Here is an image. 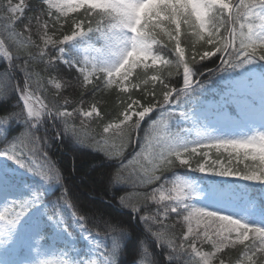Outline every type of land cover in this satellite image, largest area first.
Instances as JSON below:
<instances>
[{
  "label": "snow or ice",
  "instance_id": "obj_1",
  "mask_svg": "<svg viewBox=\"0 0 264 264\" xmlns=\"http://www.w3.org/2000/svg\"><path fill=\"white\" fill-rule=\"evenodd\" d=\"M42 3L43 9L21 25L19 31L17 22L24 17L25 0H4L0 5V52L9 62L8 68L0 73V89L11 67H18L23 73L22 83H13L19 110L0 113V125L6 126L13 118L32 121L30 127L0 150V156L45 180H59V171L46 159L35 156L40 138L32 128L44 113L63 117L65 128L82 143L118 161L123 160L125 150L140 137L141 124L147 118L151 123L140 137L143 141L140 151L112 173L114 183L127 181L141 189L134 196H122L121 204L134 212L145 206L140 218L156 245L166 244L173 252L188 250L196 258V264H264V224L247 219V213L255 210L256 201H246L241 209L245 215L226 212L224 207L231 205V195L227 189L213 186L207 193L208 206H200L193 201L206 194L194 180L174 171L184 168L205 177H228L248 181L251 186H264V130H260L264 128V66L249 67L264 62V0H42ZM34 32L39 42L33 39ZM92 32L99 35L101 43L93 49L96 55L91 60L85 57V65L78 68L81 87L92 85L101 93L112 89L118 103L108 109L99 101L86 103L81 99L75 102L80 106H73L71 111L68 107L73 102L67 98L63 103H45L37 94L44 87L43 77L30 70L32 65L37 61L52 64L62 60L61 53L65 51L62 46L66 42ZM49 46L57 49L58 54L49 56ZM9 48H14V53ZM33 48L38 51L34 53ZM112 57L116 59L113 61ZM14 58L23 62L16 64ZM209 63L214 66L208 67ZM196 65L200 70L194 69ZM214 77L226 79L230 84L219 100L198 108L185 107L186 101L193 100L192 94L203 90ZM48 83L56 89L62 87L55 79ZM4 95L0 90V97ZM230 104L235 106L237 117L227 111ZM154 110H160L156 119L149 115ZM177 112L197 126L203 124L206 131H197L192 140L170 132L169 120ZM74 117L79 124L73 121ZM93 123L96 129L92 128ZM245 127L255 130L248 135L243 132ZM237 129L241 134H235ZM3 133L4 128H0V135ZM26 153L32 154L31 163L25 160ZM225 153L227 164L221 159ZM241 158L251 163L239 167ZM129 169L130 175L125 176ZM168 172L173 173L172 178L165 176ZM38 203V197L34 196L13 201L0 211V221L4 222L0 224V234L11 240L14 230ZM150 203L155 205L154 210L149 211ZM173 216L175 222L169 223ZM31 221L33 229L39 230L38 215L31 217ZM177 224L181 226L178 233L174 231ZM5 225L9 227L5 229ZM110 231L127 229L110 226ZM8 240H0V248ZM141 245L138 264H154L150 247L143 241ZM204 245L209 247L208 251L203 250ZM120 246L119 238L114 237L113 257ZM237 247L240 252L235 261L226 260V250ZM0 264L5 262L0 260Z\"/></svg>",
  "mask_w": 264,
  "mask_h": 264
},
{
  "label": "trees",
  "instance_id": "obj_2",
  "mask_svg": "<svg viewBox=\"0 0 264 264\" xmlns=\"http://www.w3.org/2000/svg\"><path fill=\"white\" fill-rule=\"evenodd\" d=\"M3 3L4 0H0V5ZM25 3L27 5L24 17L17 22L18 31L22 30L21 25L28 22L33 14L39 13L43 9V5L39 0H25ZM0 11H2V8H0ZM33 39L39 42V38L35 32L33 34ZM8 50L13 53L15 51L14 48H9ZM32 51L36 53L38 50L33 48ZM46 59L47 57H45V60ZM14 60L16 64L23 62L22 59L14 58ZM213 66L214 65L211 63L208 64V67ZM15 68L19 69L18 67ZM5 69V63L0 58V73H3ZM194 69L200 70V66L196 65ZM30 70L36 73L52 70L58 74L60 71V69L54 67L53 64H44L39 61L35 62ZM206 77L204 79H207ZM12 85L13 80L9 76L7 81L4 82L3 88L0 89L5 93L4 96H7L4 98L0 97V113L19 110L16 99H14V96L10 95L13 93ZM192 96L200 98L198 91L193 93ZM97 97L101 98L103 105L108 109H112L115 106L114 100L109 95L103 96L97 93ZM0 128H4L3 135H0V150H3L1 148L2 139L5 140V143L10 145L14 138L21 133L19 131V120L15 118L10 119L6 126L0 125ZM52 135L48 138L50 151H52V148L56 145ZM75 137L77 138L76 134ZM54 152L55 160L59 165L58 170L62 177L64 176V181H60V184L50 188V197L47 202L54 200L60 204L61 208H56L60 213H62L60 209H63V205L67 202L70 203L73 213H70L68 215L69 217L62 214L61 219L69 222L70 219H72L71 215H75L81 223H84L86 227L91 230V233L97 232L100 236V243L102 245L100 248H105L107 255L111 257L108 264H138L142 247L141 241L149 246V242L143 232L145 231L144 224L140 218L145 206L142 205L140 209L141 213L136 212L135 218H132L130 211L133 210L130 207L123 206L120 198L130 193L134 195L141 189L127 181L123 183H114L112 180V173L119 166L104 163V159L106 160L108 157H103L100 153L92 150L88 145L83 144L81 147L77 146L76 141L72 138L71 140L63 139L60 141L54 149ZM27 155L32 159V154L27 153ZM35 156L41 159L37 150ZM5 161L6 160L1 157L0 169H2V165ZM27 162L30 163L29 161ZM34 173L37 174L36 172ZM149 206L150 205H148V207ZM119 208L123 210L120 211ZM151 210H153V206L149 207V211ZM172 219L175 222L174 216ZM110 226L116 229H127V231H110ZM180 229V225L177 224L174 231L178 233ZM146 233L151 236L150 233ZM114 237L119 238L121 242V246L115 254V257L111 254ZM149 247L152 251L154 264L165 263V261H163V256H167V258L171 260L169 264H196V258L188 250L173 252L166 245L163 246V254H157L152 245ZM239 252V247L226 250L224 258L226 260L231 259L235 261ZM137 256L139 257L135 259Z\"/></svg>",
  "mask_w": 264,
  "mask_h": 264
},
{
  "label": "rangeland",
  "instance_id": "obj_3",
  "mask_svg": "<svg viewBox=\"0 0 264 264\" xmlns=\"http://www.w3.org/2000/svg\"><path fill=\"white\" fill-rule=\"evenodd\" d=\"M78 38L79 37L75 39H78ZM74 47H77V46H74ZM80 49L83 52H85L87 50V47L80 48ZM111 59L114 61L115 57H112ZM194 126H197V125L195 124ZM260 130H264V128H261ZM239 132L241 134V130L237 129L235 134L239 135ZM243 132H246L248 135H251L253 133L250 127H245L243 129ZM4 181H5L4 183H0V211H3L6 207L11 205L13 201L18 200V197L15 194H13L12 191L10 190L12 185L8 182L9 180L5 178ZM206 193L207 192L205 191V194ZM204 197L209 199L207 194ZM193 202L199 204L200 206H208V203L206 202H209V201L205 202L204 198L202 197V198L194 200ZM31 212L32 210L14 230L13 238L11 240H8V237L6 234H1L5 236V240H8V243L4 245V248L9 249L10 247L18 246L19 244H27V249H29L31 252L35 254V256H37L39 262H41L44 259L51 258V257H57L58 250L56 249V246L54 245L53 242L49 243L48 245H38L37 243L34 242L33 237L38 236V235L34 232H31L32 230H29L27 228L28 227L27 221L30 217ZM0 224H4V222L0 221ZM8 227L9 226L5 225V229H7ZM54 232H57V231L54 230ZM59 235H62L61 230L59 232ZM65 239H68V241L71 243V240L68 236H65ZM203 250L208 251L209 248L204 247ZM59 253L62 254L61 252ZM4 256H5L4 253H0V258H4ZM20 264H27V263L21 262ZM37 264H40V263L37 262Z\"/></svg>",
  "mask_w": 264,
  "mask_h": 264
}]
</instances>
